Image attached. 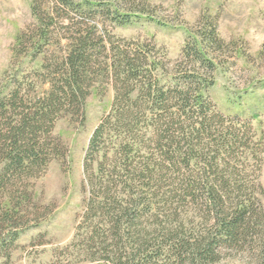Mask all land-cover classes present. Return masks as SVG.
<instances>
[{
  "label": "trees",
  "instance_id": "trees-1",
  "mask_svg": "<svg viewBox=\"0 0 264 264\" xmlns=\"http://www.w3.org/2000/svg\"><path fill=\"white\" fill-rule=\"evenodd\" d=\"M122 1L130 2L32 1L36 23L18 42H30L33 57L43 55L37 75L47 88L0 89V190L45 168L56 120L83 123L92 88L110 84L109 110L92 130L83 160L88 198L80 229L86 246L96 249L88 264L150 259H139L144 217L155 220L159 243L177 262H214L264 217L256 184L263 147L253 141L249 120L225 116L208 95L216 68L235 49L219 36L216 18L202 16L170 61L151 40L112 32L130 14L145 13ZM22 195L10 196L12 209ZM189 205L207 223L199 231L180 219ZM126 245L136 253L125 252Z\"/></svg>",
  "mask_w": 264,
  "mask_h": 264
},
{
  "label": "rangeland",
  "instance_id": "rangeland-1",
  "mask_svg": "<svg viewBox=\"0 0 264 264\" xmlns=\"http://www.w3.org/2000/svg\"><path fill=\"white\" fill-rule=\"evenodd\" d=\"M32 1L0 0L3 92L19 84L27 88L29 83H34L38 92L47 88L37 75L42 71L43 55L33 57L27 38L26 42H18V36L36 23L31 13ZM129 1H122L125 9L134 2L145 13L130 14L129 20L115 25L112 32L126 39L151 40L170 61L180 56L188 31L196 29L202 16L216 18L219 36L232 44L235 53L216 68L208 95L216 110L225 116L249 120L253 141L263 147L256 184L264 208V0ZM69 16L72 20L78 18L73 13ZM53 50L59 53L61 48L54 44ZM112 97L110 84L95 85L85 103L83 123L70 116L56 120L51 138L46 140L55 148L49 154L48 165L33 177L6 182L0 190V264L91 262L89 258L96 249L86 246L84 229H80L88 198L83 160L90 134L109 110ZM17 192H23V197L12 209L10 196ZM180 219L197 231L207 226L192 205L183 209ZM172 224L166 226L174 229ZM142 227L145 231L141 229V242L145 237V243L139 259L142 255L151 256L144 264H189L177 262L168 245L159 243L160 229L154 219L144 217ZM130 246L126 245L125 252L136 253ZM263 246L264 217L257 228L249 229L244 240L221 248L214 262L201 264H263Z\"/></svg>",
  "mask_w": 264,
  "mask_h": 264
}]
</instances>
